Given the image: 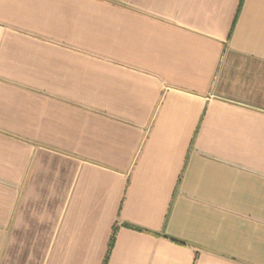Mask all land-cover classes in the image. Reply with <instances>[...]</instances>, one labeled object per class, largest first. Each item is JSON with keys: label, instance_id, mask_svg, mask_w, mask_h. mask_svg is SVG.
I'll use <instances>...</instances> for the list:
<instances>
[{"label": "crops", "instance_id": "crops-1", "mask_svg": "<svg viewBox=\"0 0 264 264\" xmlns=\"http://www.w3.org/2000/svg\"><path fill=\"white\" fill-rule=\"evenodd\" d=\"M0 264H264V0H0Z\"/></svg>", "mask_w": 264, "mask_h": 264}, {"label": "trees", "instance_id": "trees-1", "mask_svg": "<svg viewBox=\"0 0 264 264\" xmlns=\"http://www.w3.org/2000/svg\"><path fill=\"white\" fill-rule=\"evenodd\" d=\"M241 5H242V3L240 4V7H239V10H238V13H237V17H238V15L240 13ZM111 244H112V242H111ZM107 259H108V256H107ZM107 259H106V262H107Z\"/></svg>", "mask_w": 264, "mask_h": 264}]
</instances>
